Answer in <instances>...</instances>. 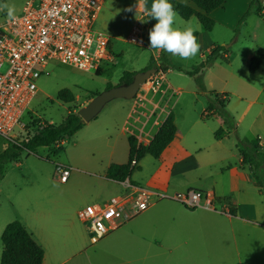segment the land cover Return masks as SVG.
I'll use <instances>...</instances> for the list:
<instances>
[{
	"label": "rangeland",
	"instance_id": "rangeland-1",
	"mask_svg": "<svg viewBox=\"0 0 264 264\" xmlns=\"http://www.w3.org/2000/svg\"><path fill=\"white\" fill-rule=\"evenodd\" d=\"M26 1L2 0L0 5L7 4L14 8V16H17L22 12ZM136 2L137 0H104L95 29L109 37L111 60L105 62L98 73H85L57 63L49 66V76H42L37 81L39 93L30 106L31 112L26 119L29 127L26 135L19 139L20 142L38 132L39 121L42 124H61L71 112L78 114L98 94L105 92L108 85L118 86L126 71L141 72L149 66L152 58L156 60L157 56L160 58L164 54L166 60L159 62L166 75L163 88L168 89L169 92L165 101L173 97V91L178 92L171 99V110L175 115L181 137L188 143L215 137V133L221 128L216 119H202L207 108V97L212 94L226 93L229 98L227 110L237 124L236 132L227 127L226 134L232 143H235L237 153L240 155L236 134L243 142H250L249 137L246 139L243 137L249 132L251 115L258 114L260 107L258 104L251 103L256 98L259 103L264 102V91L260 90L263 86L262 79L251 74L246 65L250 57L264 59V16L260 18L256 14H251L242 22L252 0H227L223 8L215 11L212 18L215 21L213 31L207 32L203 27L198 31L201 33L199 54L194 59L182 60L147 47L150 22H141L136 19L135 9L133 12L126 11ZM179 2L190 5L187 0ZM259 2L264 7V0ZM137 16L144 21L148 20L143 13L138 12ZM7 19V9L0 11V22ZM190 20L193 25L198 21L196 18ZM186 22L188 21L177 15V27H183ZM135 27L143 30L147 39L146 47L127 41ZM213 47H223L226 52H222L220 57L198 75L201 76L204 88L200 89L198 76H190L188 72L193 71L201 62L208 59L207 50ZM99 73L102 74L99 75ZM63 89H68L74 94L73 103L64 104L58 101L57 95ZM150 100L155 101L148 95L145 106ZM117 104L130 107L134 105V102L133 100H115L109 103L104 112L91 123L103 118L110 107ZM247 111L249 113L245 114ZM239 122L240 125H238ZM86 127L87 124L84 128ZM73 141L74 139L67 140L61 147L56 145L50 148H39L35 154L24 152L18 162L6 166L5 174L0 179V263L3 252L1 237L8 224L19 221L40 240L43 235H53L59 243H63L66 237V224L70 223L79 232L86 230L88 233L85 224L79 219V212L82 209L88 205L102 204L124 192L121 186L102 179L92 171L90 169L92 166L85 162V154L88 150L85 143L76 147ZM18 143L0 138V152ZM121 148L126 149V147L121 144L118 146L117 155L120 157ZM171 157V152L164 154L160 160L147 156L141 162V171L135 173V179L138 182L148 180L160 162L170 160ZM116 160L121 161L120 158ZM57 165L72 168L67 183L60 182L56 171ZM141 185L145 188L144 184ZM40 225L43 226L42 229ZM127 226L122 227L121 231ZM219 235L220 233L217 232L215 240L207 238L203 247L205 252L214 243L217 251L215 263V259L206 258L208 255L199 254L197 256L200 259L196 263H234L233 259L224 256L226 244L223 237ZM253 239L254 237H251L250 240L241 244L242 250L246 248L245 254L248 257L257 252V248L252 246ZM88 240L91 243L90 235ZM171 243L178 248L181 240L174 239ZM101 245L102 241L91 248H99L102 247ZM51 252L48 249V256ZM158 253L160 255L152 256L148 261L152 264H181V259H178L180 256L169 258L162 251ZM131 258L137 262L145 257L131 256ZM253 259L255 256L249 258V260ZM187 261L189 264L193 263L190 259ZM245 264H259V262L256 260Z\"/></svg>",
	"mask_w": 264,
	"mask_h": 264
},
{
	"label": "crops",
	"instance_id": "crops-1",
	"mask_svg": "<svg viewBox=\"0 0 264 264\" xmlns=\"http://www.w3.org/2000/svg\"><path fill=\"white\" fill-rule=\"evenodd\" d=\"M189 6L194 7L191 3ZM101 11L102 7L99 15ZM214 14L215 11L211 14L212 18ZM99 32L103 33L100 30ZM198 34L200 43L201 33ZM213 48L207 50L209 54ZM251 60L252 57L247 60L248 71ZM253 75L261 77L263 86L260 90L263 92L264 59ZM177 94V91H173L172 96ZM220 96L229 101L226 93ZM172 98L161 103L150 100L144 108L137 109L134 105H113L103 118L95 123L90 122L73 136L74 145L79 147L85 143L88 149L85 154L86 164L92 166L90 169L106 180L105 175L111 165H125L128 162L130 136L135 137L138 144L145 147L152 143L172 111ZM251 104H258L260 107L258 114L251 115L249 132L243 138L249 137L251 143H259L264 152V102L259 103L256 98ZM247 113L249 111L245 114ZM213 118L225 131L219 139L213 137L188 143L177 128L174 142L162 154L163 156L171 152V159L160 162L148 180L138 182L134 177L135 173L131 177L133 184L140 187L144 184V189L170 197L189 190L208 192L213 197V209L189 210L174 201H155L146 212L131 221L127 228L110 234L102 240V247L94 249L91 248L94 245L88 240L89 232H79L70 223L66 224L63 243H59L53 235H43L40 240L27 229L45 251L43 264H152L148 260L152 256L160 255L158 251L164 252L169 258L180 256L178 259H181V264H189L188 259L192 260V264H198V254L208 255L206 258L215 259V263L217 251L214 243L205 252L203 247L207 238L216 239L217 232L226 244L224 256L233 259V264L256 260L259 264H264V196L255 186L249 167L242 165L237 146L227 137V126L219 116L213 115L209 119ZM64 143L65 141L61 142L59 146ZM120 144L126 147L121 148V157L117 155ZM117 158L121 161L116 160ZM109 182L124 189L122 183ZM42 227L40 225L41 229ZM251 237H254L252 246L257 248V252L248 257L245 254L246 248L242 250L241 244ZM174 239L181 240L178 248L171 243ZM48 249L52 251L49 256ZM131 256L145 258L135 262ZM254 256L255 259L249 260Z\"/></svg>",
	"mask_w": 264,
	"mask_h": 264
},
{
	"label": "built area",
	"instance_id": "built-area-1",
	"mask_svg": "<svg viewBox=\"0 0 264 264\" xmlns=\"http://www.w3.org/2000/svg\"><path fill=\"white\" fill-rule=\"evenodd\" d=\"M103 3L27 0L14 21L0 22V138L18 143L26 135L30 106L39 93L37 81L49 76L52 63L96 74L111 60L109 37L95 29ZM127 41L146 47L147 39L143 30L135 27ZM156 69L133 100L135 109L145 107L148 95L157 102L167 99L168 89L163 88L166 75L158 61ZM137 166L138 162L132 161L131 168ZM56 171L60 182L67 183L72 168L57 165ZM122 185V194L79 212L91 244L128 225L155 201H174L189 210L213 209V197L208 192L189 190L170 197L135 185L130 177Z\"/></svg>",
	"mask_w": 264,
	"mask_h": 264
},
{
	"label": "trees",
	"instance_id": "trees-1",
	"mask_svg": "<svg viewBox=\"0 0 264 264\" xmlns=\"http://www.w3.org/2000/svg\"><path fill=\"white\" fill-rule=\"evenodd\" d=\"M1 1L2 0H0V3ZM187 1L194 5V7L176 0H170L180 18L185 21L196 18L205 31L212 32L215 27V21L212 19L211 14L214 11L223 8L227 0ZM251 14H256L260 18L264 16V7L259 0H252L242 22H244V20ZM147 18L148 20L150 19L149 17ZM149 22L151 26L155 23L154 20H149ZM196 35L199 40L198 32ZM222 52H226L223 47H214L211 50L208 59L196 66L193 71L188 72V75L197 77L206 67L210 66L218 57H220ZM164 59L165 55L163 54L158 59V62L161 60L163 61ZM260 66L261 59L255 57L252 58L249 72L251 74L256 73ZM152 68H157V61L153 58L151 59L149 66L142 71H147ZM137 73L138 72H125L121 77L118 86L130 84ZM200 77L201 76L197 77L198 85L200 89H204ZM112 87V85H108L107 89ZM57 99L64 104H71L75 101V96L70 90L63 89L58 93ZM227 104L228 100L223 96L218 94L209 95L207 97V108L205 110L204 118L209 119L211 116L217 115L221 118L224 125L236 132L237 124L228 112ZM38 124L39 130L35 135L14 146L8 147L3 152H0V179H2L5 174L6 166L10 163L18 162L22 153L29 152L35 154L39 148H50L56 145L59 146L61 142L71 140L75 134L82 131L86 126V123L81 119L79 114L73 112H71L59 125H51L48 123L42 124L40 121ZM176 134L177 126L175 124V115L173 111H170L152 143L148 147L139 145L137 139L133 136L128 138V162L125 165H111L107 170L105 179L116 183H124L127 177H130L131 179L133 174L140 170V162L147 156L158 160L165 150L174 142ZM223 134L224 130L220 128L215 133V138L219 139ZM236 139L242 165L249 167L255 186L264 196V152L262 151V147L259 143L254 144L251 142H243L238 134H236ZM134 160L138 162V166L131 168V163ZM1 241L3 245V253L0 264H43L45 258L44 249L33 239L27 228L19 221H14L6 226Z\"/></svg>",
	"mask_w": 264,
	"mask_h": 264
},
{
	"label": "clouds",
	"instance_id": "clouds-1",
	"mask_svg": "<svg viewBox=\"0 0 264 264\" xmlns=\"http://www.w3.org/2000/svg\"><path fill=\"white\" fill-rule=\"evenodd\" d=\"M148 0H137L134 6L126 9L133 12L135 9L136 19L141 22L154 20L155 23L148 31V46L157 51L179 57L182 60L194 59L200 52L201 44L196 33L202 29L199 21L195 25L189 20L183 27L176 26L177 12L170 0H152L151 7ZM7 9L9 21H14V8L7 4L0 5V11ZM143 13L150 19L144 21L138 18L137 13Z\"/></svg>",
	"mask_w": 264,
	"mask_h": 264
},
{
	"label": "water",
	"instance_id": "water-1",
	"mask_svg": "<svg viewBox=\"0 0 264 264\" xmlns=\"http://www.w3.org/2000/svg\"><path fill=\"white\" fill-rule=\"evenodd\" d=\"M151 2L152 0H148L147 6L149 8L151 7ZM156 72V68L138 72L130 84L112 87L98 94L86 107L79 111V116L86 124H89L100 115L109 103L115 100H134L142 87Z\"/></svg>",
	"mask_w": 264,
	"mask_h": 264
}]
</instances>
